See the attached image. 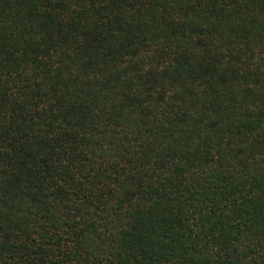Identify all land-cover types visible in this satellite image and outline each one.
I'll use <instances>...</instances> for the list:
<instances>
[{"label":"trees","instance_id":"trees-1","mask_svg":"<svg viewBox=\"0 0 264 264\" xmlns=\"http://www.w3.org/2000/svg\"><path fill=\"white\" fill-rule=\"evenodd\" d=\"M0 264H264V0H0Z\"/></svg>","mask_w":264,"mask_h":264}]
</instances>
